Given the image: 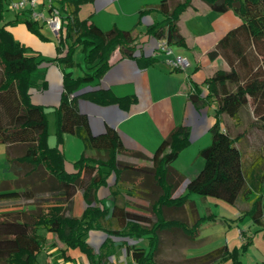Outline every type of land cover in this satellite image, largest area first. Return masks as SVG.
I'll return each instance as SVG.
<instances>
[{"label":"trees","instance_id":"1","mask_svg":"<svg viewBox=\"0 0 264 264\" xmlns=\"http://www.w3.org/2000/svg\"><path fill=\"white\" fill-rule=\"evenodd\" d=\"M88 1L53 0L52 6L58 7L62 14V26L58 55L50 59L39 52H30V47L15 38L9 28L21 21L38 32V20L31 18L29 8L17 11L13 21L0 25V143L22 146L20 154L8 155L5 160V169L14 172L16 178L0 182V202L11 205L12 201L26 198L32 199L35 205L28 210L16 205V210L0 213V261L40 264L38 254L46 245L47 233L51 232L64 243L61 251L65 258H69V249L79 248L92 264H105L107 245L112 238H118L136 264H160L157 253L163 232L173 231L175 236L188 241L187 247L194 246L198 244L203 222L214 218L198 215L190 198L192 194L213 196L231 204L246 203L247 208L231 220L250 215L264 230V143L246 166L242 151L235 145L236 138L222 128L220 119L222 113L237 116L243 105L251 103L257 117L251 126L264 130V0H203L214 11L233 10L241 17V22L228 30L209 51L211 58L223 56L229 70L219 69L206 78L205 90L195 86L189 92L197 105L206 106L216 101V120L210 127L211 141L200 150L203 167L178 196L173 194L184 175L172 162L190 143L187 126L176 127L148 156L128 147L120 131L113 126L94 133L89 114L80 108L81 98L101 104L117 103L125 109L135 100L131 95L117 97L105 87L75 93L84 83L98 82L109 68L110 57L116 49L135 56L138 37L134 30L117 27L103 30L89 18H80V7ZM192 2L161 0L142 8L141 15L156 10L163 16L148 24L146 32L158 41L166 40L174 50L175 46H184L185 38L178 20ZM5 10V0H0V20ZM79 47L85 70L79 77H73L70 70L64 72V91L54 107L57 140L50 145L45 105L31 99L33 90L38 87L35 74L44 61L63 63L66 68L74 66V53ZM64 132L79 136L85 150L93 149L97 156L84 152L68 168L63 151ZM123 155L149 159L151 165L124 160ZM111 172L116 178L114 182L108 180ZM128 178H141L134 186H145L153 192L147 213L133 210L118 200L110 211L105 206L91 204L102 184L109 183L113 191L119 193L122 181ZM78 190L83 191L88 202L81 216L73 215L71 210ZM187 204L192 208V220L168 216V210L179 212ZM95 229H102L107 236L98 249L87 239ZM145 236L148 249L133 241ZM230 256V248L224 243L202 254L187 256L179 264H219Z\"/></svg>","mask_w":264,"mask_h":264},{"label":"crops","instance_id":"2","mask_svg":"<svg viewBox=\"0 0 264 264\" xmlns=\"http://www.w3.org/2000/svg\"><path fill=\"white\" fill-rule=\"evenodd\" d=\"M160 1L90 0L82 4L79 10L80 18H89L90 21L103 30L113 27L134 30L137 32L138 37L135 56L125 55L119 49H116L110 57L109 68L98 82L84 83L75 93L80 94L92 88L105 87L110 89L117 97L134 96V102L127 109L117 103L101 104L85 98H81L79 104L81 110L89 114L90 126L94 133L104 131L107 126H113L120 131L128 147L141 150L148 156L152 155L162 140L176 127L187 126L190 129V143L180 151L178 157L172 162V166L184 175L183 183L194 178L203 167L204 159L200 155V150L211 141L210 127L216 120L215 109L217 106L216 101H212L206 106L197 105L190 98L189 92L195 86L205 90L203 83L206 78L212 76L219 69L229 70L230 67L223 56L218 55L211 58L209 51L215 48L219 39L228 30L240 24L241 17L233 10L217 12L212 10L205 1L193 0L192 6L188 7L178 20L180 32L185 38V45L175 46L174 50L176 53L187 56L190 60V66L186 70H178L173 69L166 62L165 54L158 49V40L146 32L147 25L155 19H162V14L156 10L143 15L140 13L142 8L151 7ZM47 5V0H39L36 9L44 10L47 13ZM8 9L4 11L0 25L16 18L17 11L12 8ZM25 14L27 15V12ZM38 23V32L29 29L21 21L9 25V28L15 38L30 47V52H39L45 59L56 57L58 55L59 37L56 36L57 39L53 38L55 33L49 26L41 21H38ZM74 60V66L68 68L63 63L44 61L42 68L35 74L38 87L32 92V101L54 109L64 91V72L70 70L73 77L82 76L84 73L85 65L81 47L74 53ZM220 119L222 128L227 129L236 138L235 145L240 148L243 156L249 153L245 162L246 166H249L264 143V130L258 126H251L252 122L257 120L251 103L243 105L237 116L232 117L222 113ZM55 129L56 123H54ZM246 130L245 135H242ZM62 138L68 168H71L72 163L77 161L84 152L88 156H97L95 150H85L84 142L79 136L64 132ZM48 141L50 145L55 144L54 138H50ZM21 152V145L0 143V182L16 178L14 172L5 169V160L8 155L14 156ZM135 163L151 165V161L146 158H139ZM114 178V172H111L108 180L114 182L116 179ZM140 180L141 178L138 180H132V178L123 180L119 193L114 192L113 186L109 183L102 184L97 189L96 198L91 204L99 207L105 206L110 211L113 203L118 200L119 203H125L133 210L147 213L153 192L145 186H134ZM181 193L176 189L173 196H178ZM190 198L194 201L198 215L214 216V218L206 219L203 222L198 244L214 237L213 234L217 230L224 233V237L219 238L221 240L228 239L227 233L235 230L236 233L233 239H238V236L242 237L243 229L239 227L242 222L239 225L234 224L231 226L229 221L247 208L246 203L231 204L220 198L207 199V196H202V200L208 202L207 205L202 207L197 201L196 194H192ZM87 205L88 202L83 191L78 190L73 196L72 214L81 216ZM213 206H222L226 211L225 214H215L212 210ZM13 210H16V208L10 204L0 202V213ZM191 210L192 208L187 204L184 209L175 213L182 214L185 212L187 218L192 220ZM107 217H110V213ZM216 224H218V228L213 229L215 226L210 228L211 225ZM205 228L207 230L204 233ZM166 232L173 233V231ZM92 234L102 237L99 248L107 237L106 233L102 229H95L89 233L88 238ZM46 236V245L38 254L40 264H61L64 262L92 264L88 256L79 248L69 249V258H65L61 251L64 243L59 240L58 236L51 232L47 233ZM145 240H147L146 243L141 245L140 241ZM133 241L148 249L147 236ZM90 244L98 249L92 243ZM118 249L125 256L131 258L126 253L122 241L118 238H112V242L107 245L105 264L113 261L114 252ZM0 264L5 263L0 261Z\"/></svg>","mask_w":264,"mask_h":264},{"label":"rangeland","instance_id":"3","mask_svg":"<svg viewBox=\"0 0 264 264\" xmlns=\"http://www.w3.org/2000/svg\"><path fill=\"white\" fill-rule=\"evenodd\" d=\"M9 0H5L6 8H9ZM7 8V9H8ZM10 9V8H9ZM8 9V10H9ZM55 39L57 35L54 34ZM30 51V48H29ZM46 115L48 118V139L54 138V142L57 140V135H56V129L54 130V123H55V112L53 107H45ZM55 131V132H54ZM249 156V153L247 155H244L243 158L246 162V158ZM183 157V156H182ZM122 158L124 160L128 161H133L134 163L138 158L129 156V155H123ZM177 190L179 192H184L183 189V183H181ZM196 197L198 198L197 201L200 204V206H205L208 204L207 201H203L201 198L202 196L196 194ZM207 199H213V196H207ZM201 200V201H200ZM16 205H21L18 206V208L22 207L26 210L28 209H33L35 207L34 202L32 199H26L23 198L21 200H16L11 202L12 207H17ZM213 212L217 215L225 214V209L222 206H213ZM168 216H178L181 218H187V215H185V212L182 214L180 213H175L172 211H169L167 213ZM15 215V214H14ZM236 218V217H233ZM223 221H228L227 219H222ZM230 224L231 226L239 225L240 228L243 229L242 232V237L238 236V239H233V236H235V231H229L227 233V238L225 240H221L219 238L224 237V233L219 232L218 230L214 232V237L210 238L209 240L204 241V243H200L194 246L187 247L188 241L185 238H181L179 235L175 236L174 233L172 232H163L161 237V245L159 252L157 253V260L160 264H179L183 258L187 256H194L198 254H202L214 247H216L218 244L221 243H227V245L230 248L231 251V256L219 264H264V230L260 229L259 225L253 222L252 218L250 215H246L243 219L241 220H231L230 219ZM215 226L213 229L218 228V224L216 225H211ZM201 230L199 231L198 239L201 236ZM207 228H205L204 233L206 232ZM223 230H225L223 228ZM222 230V231H223ZM210 233V232H209ZM89 241L93 245H95L97 248L99 244H101V236L98 235H90L89 236ZM147 240L145 241H140L141 245H144L143 243H146ZM219 246V245H218ZM114 259L111 263L108 264H136L131 258L125 256L120 249L115 250L114 252Z\"/></svg>","mask_w":264,"mask_h":264},{"label":"built area","instance_id":"4","mask_svg":"<svg viewBox=\"0 0 264 264\" xmlns=\"http://www.w3.org/2000/svg\"><path fill=\"white\" fill-rule=\"evenodd\" d=\"M47 1V13H45L44 10L36 9V6L39 4V0H10L9 7L16 11L29 8L31 10V18L44 22L59 37V32L62 26V14L58 7L52 6L53 0ZM158 49L165 54L166 62L173 69L186 70L190 66V60L188 57L181 53H176L174 49L168 45L166 40L161 39L158 41ZM61 264L70 263L64 262Z\"/></svg>","mask_w":264,"mask_h":264},{"label":"water","instance_id":"5","mask_svg":"<svg viewBox=\"0 0 264 264\" xmlns=\"http://www.w3.org/2000/svg\"><path fill=\"white\" fill-rule=\"evenodd\" d=\"M187 183H188V180H186V181L183 182V188H184V189H185Z\"/></svg>","mask_w":264,"mask_h":264}]
</instances>
